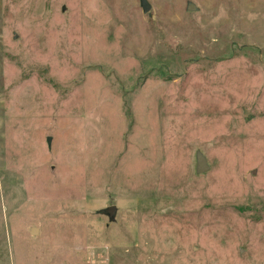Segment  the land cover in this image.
<instances>
[{"label": "rangeland", "instance_id": "374dc122", "mask_svg": "<svg viewBox=\"0 0 264 264\" xmlns=\"http://www.w3.org/2000/svg\"><path fill=\"white\" fill-rule=\"evenodd\" d=\"M148 1L0 0V264H264V0Z\"/></svg>", "mask_w": 264, "mask_h": 264}, {"label": "water", "instance_id": "95a60500", "mask_svg": "<svg viewBox=\"0 0 264 264\" xmlns=\"http://www.w3.org/2000/svg\"><path fill=\"white\" fill-rule=\"evenodd\" d=\"M140 5L143 9V12L145 13L148 12V10L151 8V3L148 0H140ZM196 9H197L196 4L192 1H189L187 4V10L192 11ZM50 140H51V137L49 136L47 138L48 143H50ZM208 168H209V165H208L206 156L201 151H198L197 152V167H196L197 172L198 173L205 172L208 170ZM98 212L101 214L107 215L110 221H114L116 218L117 206L109 205L104 208H101L100 210H98ZM31 233L36 234L37 229L33 227L31 229Z\"/></svg>", "mask_w": 264, "mask_h": 264}]
</instances>
